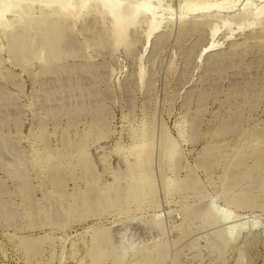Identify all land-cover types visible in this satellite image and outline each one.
<instances>
[{"label": "rangeland", "instance_id": "374dc122", "mask_svg": "<svg viewBox=\"0 0 264 264\" xmlns=\"http://www.w3.org/2000/svg\"><path fill=\"white\" fill-rule=\"evenodd\" d=\"M186 1L150 0L160 28L147 39L141 16L126 44L90 4L57 60L23 63L24 9L6 14L0 264H264V2Z\"/></svg>", "mask_w": 264, "mask_h": 264}, {"label": "bare ground", "instance_id": "6f19581e", "mask_svg": "<svg viewBox=\"0 0 264 264\" xmlns=\"http://www.w3.org/2000/svg\"><path fill=\"white\" fill-rule=\"evenodd\" d=\"M202 1H204V2H202ZM239 1L240 0H222V1L210 2V1H206V0H188L185 2L182 9L185 10L186 12H193L195 14L196 13L208 14V13H211L214 11L220 12L221 9L222 10L225 9L229 12L230 11L232 12L235 9V7ZM21 2H24V3L26 2V4H25L26 8L20 7ZM262 2H264V0H262ZM90 4L95 6L96 8H98L99 11L96 9L98 11L97 13H99L101 16L102 15L103 16L109 15L112 18V25L111 26L113 28L112 29L113 31H111V29H110V31L113 34L115 32V35H116L115 40L117 43L119 42L118 44L125 43L124 39H127V38H125L126 37L125 35H126L128 28L131 27L132 25H134V22L141 16H149V18H151V21L148 23L147 31L145 34L147 39H149L151 37V35L154 34L160 28L161 23L159 21H157L159 19V17H157L156 9H154L152 7L150 0H145L144 2L139 3V4H133V0H77V1H74V3H72V1H70V0H0V25H2V27L4 26V28H7L8 26L12 25V23H8L10 21L7 22L4 20L6 14L9 11L11 12L13 10L15 12L14 9H16V10L19 8H20L19 10L24 9V10H22L21 13L17 10V13L18 14L20 13V15H18V17L19 16L20 17H19V19H16L14 21L15 23H18V25H19L18 28L20 29L21 32H17V34H15V36L12 37V39H9V40L14 41V42L12 41L13 43L10 41L13 44V45L11 44V46L13 47V49H11L12 50V53H11L12 56L14 55V57L15 56L22 57L21 59H24L26 57L28 58V55L32 51L37 49V47L38 48L40 47L43 51H45V54L48 53V55H47L49 57L48 59L52 60V59L56 58L54 60H57L58 55H60V53L63 54L61 52L60 47L62 44L65 43V41L63 43L62 32H64L63 31L64 28H62L63 30L61 31V27H63L62 25L63 24L66 25L64 22L67 19V17L77 16L79 13H82V11L87 10L91 6ZM35 6L38 7V9L40 11L39 16L34 15V9L36 8ZM33 7H35V8L33 9ZM250 9H251V5L246 4L244 7L245 12H248ZM254 15L257 18L264 16V8L263 7L259 8L254 13ZM215 32H216V29L213 30L212 34H215ZM8 35H10V34H8ZM9 46H10V44H9ZM213 47H214V45L212 43L211 45L206 47L204 50L210 51V50H213ZM34 55H35V53H34ZM31 56L33 57V54H31ZM16 58L18 59V57H16ZM16 61H19V60H16ZM24 61H25V59L22 60V62L21 61L20 62L23 63ZM47 61H48V63L50 62L49 60H47ZM135 151H136V148H135ZM142 152H144V151H141V153L139 152L136 154L138 161H140V162L143 161L142 156L146 154V153L142 154ZM170 153L172 154V152H170ZM170 156H172V155H170ZM141 158H142V160H139ZM138 166H139V164H138ZM150 179H151L150 177L146 176V179L141 180L143 182H141L139 180L137 182V185L143 186V184H144V187H145L146 186L145 185L146 180H147L146 182L149 183V185H151ZM148 181H150V182H148ZM134 182L136 183V180ZM149 185L147 184V186H149ZM147 186H146V188H147ZM138 187L139 186H137V188ZM141 188L142 187L138 188L139 191H141ZM135 191H137V189ZM139 193L141 194L143 192H138V194ZM145 193H147V192H145ZM138 194H137V196H138Z\"/></svg>", "mask_w": 264, "mask_h": 264}]
</instances>
